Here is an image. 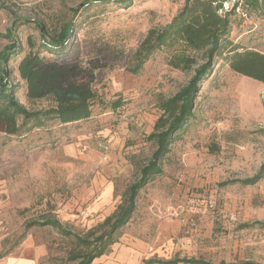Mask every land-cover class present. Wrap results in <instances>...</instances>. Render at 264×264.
<instances>
[{
    "label": "rangeland",
    "instance_id": "rangeland-1",
    "mask_svg": "<svg viewBox=\"0 0 264 264\" xmlns=\"http://www.w3.org/2000/svg\"><path fill=\"white\" fill-rule=\"evenodd\" d=\"M85 1L0 0V54L15 42L20 46L7 67H0V88L6 68L28 110L54 103L27 98L17 72L20 60L32 53L59 60L46 49L41 26L50 36L58 34ZM243 2L231 16L230 38L264 52V0ZM184 3L110 0L85 6L75 18L72 46L61 57L84 65L102 62L92 84L98 98L87 120L64 125L52 119L23 136L0 132V262L25 248L39 250L38 264H68L76 239L42 224L56 219L66 231L85 237L121 204L156 150L148 137L162 103L186 86L204 61L203 52H188L195 63L184 68L175 43L134 70L148 32L170 24ZM263 164L264 83L220 60L202 84L194 116L171 145L162 173L140 192L115 244H140L139 264L183 258L264 264V179L245 183Z\"/></svg>",
    "mask_w": 264,
    "mask_h": 264
},
{
    "label": "trees",
    "instance_id": "trees-1",
    "mask_svg": "<svg viewBox=\"0 0 264 264\" xmlns=\"http://www.w3.org/2000/svg\"><path fill=\"white\" fill-rule=\"evenodd\" d=\"M110 0H86L80 8L73 9V18L63 25L58 34L49 35L41 26L44 45L48 51L56 53L59 60L49 61L38 53L24 56L17 67L20 79L26 85L29 100L50 99L54 103L49 109L30 111L16 97V85L8 78L10 71L3 69L0 88V132L13 136H23L33 129H42L48 120L57 119L68 125L87 120L92 116L93 106L98 94L92 84L96 80L95 71L103 67L98 59H91L85 65L61 57L72 46L75 32V18L81 10L90 4L108 3ZM130 0H117L126 5ZM225 0H185L183 8L172 22L160 29H151L143 40L139 50V63L134 69L139 71L143 65L163 48L180 43V63L193 65L194 58L188 52H203V63L195 70L194 76L173 97L161 105L163 111L158 119L155 131L148 137L156 144V150L150 160L140 169V177L124 193L116 211L102 223L91 229L85 237L72 234L64 229L56 219L49 218L43 226L59 230L67 237H74L77 250L71 252L68 264H92L102 257L117 242L119 233L132 219L140 192L163 171V161L169 154L171 145L179 133L194 116V108L202 84L213 74L218 61H224L229 68L242 76L264 83V52L245 49L231 40V16L242 8L239 0L225 13ZM254 3L256 0H246ZM12 32V31H10ZM20 46L17 42L0 54V67H7ZM177 67L178 64L176 65ZM21 120V123H19ZM264 179V164L260 172L245 181L255 185ZM154 263V262H153ZM164 264H216L202 258H183ZM218 264H257L246 261L238 263L220 262Z\"/></svg>",
    "mask_w": 264,
    "mask_h": 264
},
{
    "label": "crops",
    "instance_id": "crops-1",
    "mask_svg": "<svg viewBox=\"0 0 264 264\" xmlns=\"http://www.w3.org/2000/svg\"><path fill=\"white\" fill-rule=\"evenodd\" d=\"M18 257H8L0 264H38L37 252L20 248ZM41 251V250H40ZM143 249L140 244L131 243L130 245L121 246L115 244L109 254L96 259L92 264H139L142 257Z\"/></svg>",
    "mask_w": 264,
    "mask_h": 264
},
{
    "label": "built area",
    "instance_id": "built-area-1",
    "mask_svg": "<svg viewBox=\"0 0 264 264\" xmlns=\"http://www.w3.org/2000/svg\"><path fill=\"white\" fill-rule=\"evenodd\" d=\"M239 0H225L223 3V10L222 12L225 13L233 8L235 4H237Z\"/></svg>",
    "mask_w": 264,
    "mask_h": 264
}]
</instances>
